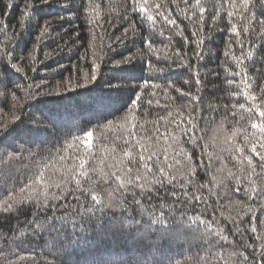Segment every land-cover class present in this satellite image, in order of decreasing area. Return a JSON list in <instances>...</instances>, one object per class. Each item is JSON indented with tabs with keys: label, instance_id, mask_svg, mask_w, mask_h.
Returning a JSON list of instances; mask_svg holds the SVG:
<instances>
[{
	"label": "trees",
	"instance_id": "1",
	"mask_svg": "<svg viewBox=\"0 0 264 264\" xmlns=\"http://www.w3.org/2000/svg\"><path fill=\"white\" fill-rule=\"evenodd\" d=\"M9 3L16 7L9 9ZM140 7H145L147 15L154 19L148 20L140 12ZM23 9L24 0H0V25L7 23L6 32L0 27V55L7 49L11 55L5 59L11 63L12 56H15L17 60L14 62L21 69L17 73L5 66L10 82L18 86L20 103L14 113L10 114L13 101L9 98L0 111V121H11L12 115L22 116L26 120L36 108L58 109L79 116L81 120L75 123L80 125V129L94 132L92 142L95 145L97 165L101 161L107 162L106 157L112 155L116 144L123 146L122 138L126 137L134 124L141 136L154 134L157 127L161 132L165 129L170 133L174 132L175 139L172 143L176 150L184 147L191 151V144L177 143L183 138L171 123L173 118L179 119V115H184L187 119L188 99L181 97L175 90L177 88L204 97L205 118L199 121L196 135L203 137L201 145L211 146L213 152L227 148L225 141L232 136L233 131L237 132L235 139L244 144V135L253 132L250 124L259 122L258 116L253 114L259 104L243 95L244 84L240 76L235 77L231 86L227 84L225 76L228 73L225 68L230 72H246L254 82L253 94L261 95L264 63L261 62V56L257 55V50L264 52V36L259 33L258 23L255 32H245V16H255L257 22L264 18V0H235V3L232 0L227 3L225 0H50L48 4L37 5L30 17L21 16ZM201 9L204 10L203 13ZM229 11L233 12L231 19ZM201 15L205 17L204 24L200 22ZM45 21H49L50 25H46ZM231 23L237 25L236 30L231 29ZM125 29L128 31L125 32ZM234 31H238V34H234ZM38 36H41L39 40ZM117 37L122 39L117 42ZM148 40L152 41L151 49L148 48ZM226 52L229 53L228 56H225ZM128 55H134L130 64L112 67L113 60ZM21 57H24L23 61L20 60ZM233 57L240 58L241 64L238 65ZM189 63L191 68L187 67ZM94 65L99 78L91 84ZM197 72L203 82L202 88L195 86ZM86 75L89 86L72 91L77 82H85ZM189 79L192 80L191 89L185 84ZM109 81L121 88H108ZM144 81H148V84L145 85ZM153 83L159 84L160 88L152 87ZM169 83L173 87L165 94L164 88ZM37 86L46 95L40 98L39 103L32 102V105L25 107L29 99L28 90L35 92ZM137 93L143 99L139 110L134 113L135 119H119L124 115L123 111L130 97ZM98 96H106L113 103L93 113L88 109L87 103ZM209 103L218 104L219 110L209 111ZM225 104L229 106L227 112L224 111ZM240 104L245 105L243 110L240 109ZM105 118L113 123L99 129L88 125L90 121L95 124V120ZM80 129L69 130L68 125H65L56 134L59 144L56 140L51 141L50 145L44 146L45 152L53 144L67 148L75 136H80L82 142L84 136ZM152 146H156L154 138ZM235 146L234 144L233 147ZM83 151L81 148V152ZM195 151L199 154L200 149L196 148ZM63 155L68 156L69 153L64 151ZM224 156V175L227 177L224 183H230L234 189L236 181L228 176V172L241 174L240 164L228 151H225ZM31 163L27 153H24L22 160L11 163L5 158L0 164V187H3L5 181L9 182V187L21 186L27 176L31 175V171L27 169ZM67 163L71 165L70 160ZM220 167L221 164L217 163L216 168ZM200 175L202 183L209 179L203 173ZM243 175L248 174L245 172ZM258 185L264 187V178L250 180L244 187L255 188ZM6 195V191L0 193V201ZM203 195L209 196V192L205 190ZM210 200L212 207L216 208L217 217L223 219L230 231H236L234 224H238L240 219H244L243 227L251 228L252 214L258 209L254 201L247 199L243 189L228 199L225 198L224 188L213 185ZM30 211L34 212V209ZM198 211H203V208H198ZM211 214L212 210L209 208V218ZM15 215L14 212L6 213L0 204V249H5V241L19 235L18 221L11 218ZM23 219L21 216L20 220ZM261 221H264V212L260 213L256 221L258 233L254 235L249 230L245 234H237L233 247L250 253L249 244L257 247L264 244V239H257V236L264 238V223ZM229 239L232 240L233 237L229 236ZM126 243L123 240L110 242L100 248L99 252L105 258L122 255ZM9 247L15 253L11 264H59V260H53L54 253H50L48 246L42 241L26 243L21 249L14 245ZM5 255H8L7 250ZM61 259L63 264H87L90 257L81 255L77 250ZM221 264L238 262L225 256Z\"/></svg>",
	"mask_w": 264,
	"mask_h": 264
},
{
	"label": "snow or ice",
	"instance_id": "2",
	"mask_svg": "<svg viewBox=\"0 0 264 264\" xmlns=\"http://www.w3.org/2000/svg\"><path fill=\"white\" fill-rule=\"evenodd\" d=\"M49 2L50 0H24L21 16L30 17L37 5ZM232 2L235 3V0ZM13 7L16 6L8 4L9 9ZM139 10L148 20L154 19L147 15L145 7H140ZM201 12L204 10L201 9ZM228 16L231 19L233 12L229 11ZM200 22L205 23L203 15ZM257 23L260 35L264 36V18L257 22L255 16H245V32H255ZM45 24L50 25V22L45 21ZM0 27L7 31L6 22ZM231 29L236 30L237 25L231 23ZM234 34H238V31H234ZM40 38L41 36L37 37L38 40ZM116 39L119 42L122 37ZM147 45L151 49L152 41L148 40ZM9 55L11 53L7 49L0 55V111L10 98L13 101L11 114L19 105L20 97L18 86L10 82L5 66L17 73L21 69L14 62L17 60L15 56H12L11 63L5 59ZM228 55L226 52L225 56ZM257 55L261 56V62L264 63V52L258 49ZM233 58L238 65L241 64L240 58ZM23 59L24 57L20 58L21 61ZM133 59L134 55L121 56L111 62L112 67L130 64ZM150 65L151 62L148 66ZM187 67L191 68V63ZM225 71L228 73L225 81L229 86L234 83L236 76H240L244 84L243 95L259 104L253 113L258 116L259 122L250 124L253 132L244 135V144L235 139L237 132L233 131L232 136L225 141L227 148L219 152H213L207 144L202 146L203 137L196 135L199 121L205 118L204 97L179 88L175 90L181 97L188 99L187 119L178 114L179 119L173 118L171 123L183 138L177 143L191 144V151L184 147L176 150L172 143L175 139L174 132L170 133L167 129L161 132L157 127L154 134L141 136L134 124L126 137L122 138L123 146L116 144L112 155L106 157L107 162L101 161L97 165L95 145L92 142L94 132L80 129V125L75 123L81 120L79 116L58 109L36 108L26 120L22 116L12 115L11 121H0V164L5 158L10 163L22 160L24 153H27L32 162L27 166L31 175L27 176L21 186L9 187V182L5 181L3 187H0V193L7 192L0 204L6 213H16L11 218L18 221L19 229V235L5 241V249H0V264H11L15 253L9 245L21 249L26 243L37 240L48 246L49 252L54 253L53 260H59V264H63L61 257L70 256L77 250L81 255L90 257L87 264H221L225 256L238 264H264V244L260 247L249 244L250 253L233 247L237 234H245L249 230L254 235L258 233L256 221L260 213L264 212V203L261 202L264 201V187H244L250 180L264 178V110H261L264 109V103H261L264 101V85L260 86L261 95H254V82L246 72H230L228 68ZM98 78L94 65L91 84ZM84 80L83 84L77 82L76 87L71 90L87 88V75ZM108 83V88H121L114 86L112 81ZM144 83L147 85L148 81ZM185 84L190 89L193 86L191 79L186 80ZM202 85L197 72L195 86L202 88ZM152 87L159 89L160 85L153 83ZM172 87L169 83L164 88L165 94ZM27 95L29 99L25 107L32 105V102L39 103L40 98L46 94L37 86L35 92L29 89ZM142 99L139 93L132 95L123 111L124 115L119 119L128 120L132 117L134 120V113L139 110ZM111 103L113 101L110 98L98 96L90 99L87 107L95 113ZM149 104L151 105V101ZM239 107L243 110L245 105L240 104ZM207 109L215 112L219 110V105L209 103ZM224 111H229L228 104L224 105ZM249 111L252 112V109L249 108ZM112 123V120L105 118L95 120V124L90 121L88 125L99 129ZM65 125H68L69 130L83 131V141L81 142L80 136H75L67 148L53 144L45 152L44 146L50 145L51 141L56 140L59 144L56 134ZM153 138L155 147L152 146ZM248 144L251 146L248 147ZM81 148L84 149L83 152ZM196 148L200 149L199 154L196 153ZM64 151L69 155H63ZM225 151L240 164L241 174L228 172V176L236 181L234 189L230 183H224L227 179L223 167ZM69 160L70 166L67 163ZM217 163L221 164L219 169L216 168ZM245 172L247 176L243 175ZM201 173L209 177L206 182H201ZM213 185L224 188L225 198L228 199L243 189L247 199L256 203L258 211L252 214L250 229L243 227L244 219H240L238 224H234L236 231L232 232L223 219L217 217L216 208L212 207L210 200ZM205 190L209 192V196L203 195ZM200 207L203 211H198ZM209 208L212 210L211 218L208 217ZM32 209L34 212L30 211ZM21 216L24 217L23 220H20ZM229 236L233 239L230 240ZM257 239L264 238L257 236ZM121 240L127 242L122 255L105 258L100 254L99 249L105 244ZM228 249L231 251H226ZM5 250L8 255H5Z\"/></svg>",
	"mask_w": 264,
	"mask_h": 264
}]
</instances>
